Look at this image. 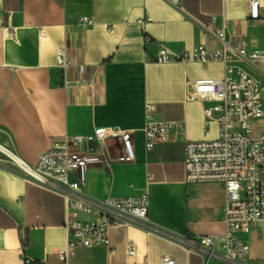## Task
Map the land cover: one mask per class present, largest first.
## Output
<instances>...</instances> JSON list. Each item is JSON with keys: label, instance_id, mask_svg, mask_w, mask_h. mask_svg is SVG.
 <instances>
[{"label": "crops", "instance_id": "obj_1", "mask_svg": "<svg viewBox=\"0 0 264 264\" xmlns=\"http://www.w3.org/2000/svg\"><path fill=\"white\" fill-rule=\"evenodd\" d=\"M181 7L166 0H0V264H65L59 253L67 245L64 198L30 181L11 158L35 167L55 142L107 127L135 132V159L120 161L121 144L107 141L106 158L89 166L83 192L97 199L146 192L157 231L113 227L107 245L78 247L67 264H160L164 256L174 264H219L167 235H225L224 187L185 181L184 141L146 150V107H154L157 121L184 123L187 141L216 139L219 126L204 115L209 103L188 95L196 81L223 79L225 63L155 59L161 47L179 52L203 45L258 78L264 62L255 66L233 49L246 41L249 55H264V0L259 20L249 19L245 1L182 0ZM82 17H93L95 24L83 28ZM60 46L70 61L66 77L56 66ZM245 239L249 259L264 264V223ZM131 244L133 257L127 253Z\"/></svg>", "mask_w": 264, "mask_h": 264}, {"label": "built area", "instance_id": "obj_2", "mask_svg": "<svg viewBox=\"0 0 264 264\" xmlns=\"http://www.w3.org/2000/svg\"><path fill=\"white\" fill-rule=\"evenodd\" d=\"M166 1L182 9V0ZM237 1L248 3L250 20L261 18L260 0ZM79 24L89 28L95 24V19L82 17ZM40 33L46 35L44 29H40ZM218 36L224 41V33ZM246 49L247 42L243 41L240 49H233V53L255 66L264 62V55H249ZM230 60L231 57L225 53L210 54L203 45L193 51L179 52L160 48L156 63H225L223 79L196 81L188 95L193 101L209 103L204 108V115L208 122L218 124L219 134L210 141H187L184 123L157 121L154 107L148 105L145 146L150 152L159 143L184 141L185 181L190 184L220 183L226 193L225 235L204 236L196 240L167 235L168 238L206 262L254 264L249 259L250 245L245 237L256 223H264V133L260 137L253 134L256 130L254 122L260 123L258 128L264 131V100L260 81L247 70L230 64ZM56 66L66 77L70 61L65 46L57 49ZM64 86L69 87L67 80ZM134 135L132 130L117 127L97 128L91 135L70 136L55 142L39 155L35 167L17 157L11 158L30 181L62 196L66 202L67 245L59 253L63 263L67 264L78 247L107 245L113 227L126 229L135 225L157 231L149 220V197L146 192L134 197L104 199L93 198L83 192L89 166L102 163L106 158L104 145L107 141L116 140L121 144L124 156L120 161L135 159ZM72 175H76L75 180L71 179ZM82 215L90 219L83 220ZM127 253L129 257L135 256V246L129 245ZM160 264H174V261L164 256Z\"/></svg>", "mask_w": 264, "mask_h": 264}, {"label": "rangeland", "instance_id": "obj_3", "mask_svg": "<svg viewBox=\"0 0 264 264\" xmlns=\"http://www.w3.org/2000/svg\"><path fill=\"white\" fill-rule=\"evenodd\" d=\"M257 79L260 80V82H262V86L264 85V73L257 75ZM254 127L256 128V130L254 131V136L255 137H260L261 135H263L264 131L259 129L258 127H260V123L254 122Z\"/></svg>", "mask_w": 264, "mask_h": 264}, {"label": "bare ground", "instance_id": "obj_4", "mask_svg": "<svg viewBox=\"0 0 264 264\" xmlns=\"http://www.w3.org/2000/svg\"><path fill=\"white\" fill-rule=\"evenodd\" d=\"M6 154V153H5Z\"/></svg>", "mask_w": 264, "mask_h": 264}]
</instances>
